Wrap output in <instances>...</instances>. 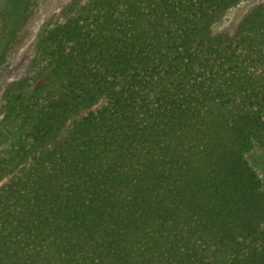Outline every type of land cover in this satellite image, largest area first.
Returning a JSON list of instances; mask_svg holds the SVG:
<instances>
[{
    "label": "trees",
    "instance_id": "1",
    "mask_svg": "<svg viewBox=\"0 0 264 264\" xmlns=\"http://www.w3.org/2000/svg\"><path fill=\"white\" fill-rule=\"evenodd\" d=\"M70 0L0 104V264H264V2ZM39 0H0V67ZM264 163V161H263Z\"/></svg>",
    "mask_w": 264,
    "mask_h": 264
},
{
    "label": "rangeland",
    "instance_id": "2",
    "mask_svg": "<svg viewBox=\"0 0 264 264\" xmlns=\"http://www.w3.org/2000/svg\"><path fill=\"white\" fill-rule=\"evenodd\" d=\"M68 1L70 0H39L37 8L21 33L19 43L0 67V104L3 102V93L9 83L27 73L31 60L35 55L40 29L47 21L53 18L56 19L62 7ZM262 2L264 0H242L230 7L213 24V32L234 35L240 21L252 8ZM249 159L264 180V157L262 153L255 150L249 154Z\"/></svg>",
    "mask_w": 264,
    "mask_h": 264
}]
</instances>
